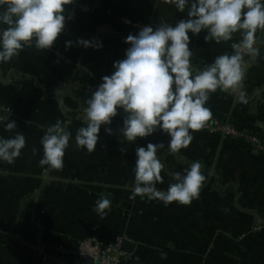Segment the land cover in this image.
Returning a JSON list of instances; mask_svg holds the SVG:
<instances>
[{
    "label": "crops",
    "instance_id": "0c3cea01",
    "mask_svg": "<svg viewBox=\"0 0 264 264\" xmlns=\"http://www.w3.org/2000/svg\"><path fill=\"white\" fill-rule=\"evenodd\" d=\"M85 1L125 10L131 19L151 24L153 28L161 23L174 26L188 18L187 10L179 12L167 0ZM66 8L67 5L65 11ZM99 14L97 10L73 22L66 18L65 30L61 34L74 45L69 49L71 65H64L59 60L57 62L56 58L44 55L41 50L25 47L19 56L0 63L1 114L8 115L10 110L11 120L17 125V128L9 131L0 124V136L11 138L20 132L26 138V146L14 163L0 161V264H55L58 248L70 250L84 239L106 241L114 237L110 233L115 230L114 223L118 222V218H103L96 211L77 210L83 205L81 199L88 196V192L95 191L92 196L96 203L97 192L103 189L100 186L88 188L83 184L91 181V174L102 171L97 159H103L105 139L100 137L96 150L87 154L86 149L77 147V130L73 128L86 126V100L102 83V77L114 72V62L124 59L130 47V44L125 43L126 38L108 28ZM206 35L204 30L198 35L189 32V47L193 51L190 59L195 69L212 63L217 56L233 54L231 45L240 40L239 33H236L232 40L218 44L214 40L206 42ZM78 39L93 41L94 45L101 43L102 47L85 48L76 43ZM256 47L260 49V54L249 60L245 58L247 69L242 90L246 94L247 103L243 105L246 109L256 105L253 109L264 114V30L256 33ZM99 70H102L101 73ZM221 93L224 91L219 89L210 93L205 106L209 108L211 96H220ZM57 120L64 122L72 134L61 170L41 167L39 164L44 155L41 138L46 127L55 124ZM115 122L114 117L110 126L115 125ZM261 123L262 128L259 129L264 136V117ZM106 138L107 142L112 143L115 135L112 133ZM216 141L210 139L208 148L202 154L196 152L193 156L184 155L189 164L198 159L205 176L199 198L193 199L190 211L187 210L188 205L175 202L179 213L188 212L192 220H195L196 228L192 222L191 240L188 239V243H174L172 235L164 226L165 222L160 230H156V221H147L149 223L144 227H138V232L127 230L120 233L135 243L129 252L132 264H264V228L248 234L251 218L264 219V159L256 158L246 148L232 143L215 151ZM133 171L135 173V168ZM217 175L222 180L219 187L222 186L221 190L224 191L222 195L212 191L214 185H211V181ZM235 187L241 191L244 200L237 206L238 212L233 214L234 218L236 215L241 218L238 226L240 231L235 230L238 231L236 235L241 237L238 250L231 247L230 241H225L226 236L217 237L228 244L227 248H222L216 244L215 235L216 216L231 218L227 194L230 188L234 190ZM219 203L222 206L217 209ZM166 207L169 208L168 212L172 211L171 203ZM186 233L183 231L182 234ZM157 237L160 238L158 243ZM173 243L176 244L175 251L168 248ZM139 244H144L143 252L139 250ZM253 245L255 248L251 249ZM227 256H231L234 262L226 259Z\"/></svg>",
    "mask_w": 264,
    "mask_h": 264
},
{
    "label": "clouds",
    "instance_id": "9594fccd",
    "mask_svg": "<svg viewBox=\"0 0 264 264\" xmlns=\"http://www.w3.org/2000/svg\"><path fill=\"white\" fill-rule=\"evenodd\" d=\"M75 0H0V63L19 56L28 44L37 50L51 48L65 30V6ZM179 12L187 10V19L174 26L161 23L155 28L144 26L136 34L128 35L125 43L130 47L125 58L114 62V72L102 77V83L86 100V126L75 135L77 147L89 153L96 150L102 125H110L118 109L126 113L121 137L128 142L152 135L157 129L170 137L168 148L178 153L187 148L194 139L190 130L197 131L212 117L206 107L210 93L217 89L238 93V100L247 103L242 90L247 69L245 56L252 58L260 54L256 47V33L264 30V0H167ZM6 26V27H4ZM207 32L205 41L227 42L239 33L238 43L231 45L233 54L217 56L201 69L191 63L193 51L189 45V32L198 35ZM77 44L85 48L102 47L101 43L78 39ZM72 41L66 42L71 47ZM7 122L5 123V119ZM0 124L5 130L17 128L8 115L0 114ZM105 131L111 135L112 129ZM72 134L64 122L57 120L49 125L41 138L44 155L41 167L61 170L64 167L65 151ZM26 146L25 136L17 132L14 137L0 136V161L14 163ZM165 147L163 143H148L137 147L135 181L130 198L136 196L147 200H159L166 206L172 202L189 205L198 199L205 181L202 164L194 161L184 174L171 173L175 183L166 191L157 188L162 183L161 172L165 165L157 155ZM33 153H36L35 148ZM47 171V168H46ZM111 201L101 196L94 211L105 215ZM163 255V254H162Z\"/></svg>",
    "mask_w": 264,
    "mask_h": 264
},
{
    "label": "rangeland",
    "instance_id": "374dc122",
    "mask_svg": "<svg viewBox=\"0 0 264 264\" xmlns=\"http://www.w3.org/2000/svg\"><path fill=\"white\" fill-rule=\"evenodd\" d=\"M71 5H77L82 7H87L88 12L82 14L81 12L75 13L74 17L68 19V21H76L77 19L81 20L94 14L97 10L101 14L111 15L113 14L112 8L110 6H102V3H95L90 4L85 0H75L74 3L67 5L66 11H68ZM119 12L120 18H126L128 14L125 10H117ZM99 16V15H98ZM128 18V17H127ZM126 18V19H127ZM131 23H138L141 22L136 18L128 19ZM143 23V21H142ZM144 25H150L143 23ZM107 25V22H106ZM108 28L110 26L107 25ZM111 29V28H110ZM135 32V31H134ZM129 34V33H128ZM136 34V33H134ZM26 48V46H25ZM30 48V47H28ZM246 59H251L252 57H245ZM71 62L67 65L72 64ZM102 70H99L101 73ZM221 94H226L221 96ZM220 96H211L212 103H209V108L212 112V115L215 113L221 114L223 117L226 118L225 123H220L217 120L213 119L210 122H206L205 126L201 130L192 131L190 130L191 134L193 135L194 139L189 144L187 148H182L178 153H172L168 148V143L170 141V137L167 133L163 132L162 130L157 129L155 133L148 137L144 138H137L134 142H128L126 139L121 137L120 130L123 127L124 119L126 117V113L122 109L118 112L116 118L117 123L115 125H102L99 133V138L102 137L105 139L103 145V159L98 158V167H102L101 173L98 174H91V181H88L86 184L84 183L83 186L89 187H101L103 188L100 192L98 190V199L103 195L107 196L111 201L110 210H105V215L103 218H118V222L114 223L115 230L108 231L112 232L114 237L111 240L122 238L123 241H127L135 245L134 242L126 238L122 232H126L127 230L132 231V233L138 232V227L142 228L147 221L155 220L156 223V230H160L161 225H163L169 231V233L173 237L174 243L177 241H185L188 243L191 240V231H192V222L194 223L195 227V220L193 221L191 218L190 213L185 212L184 214L179 213L180 211L176 210L175 202H172V211L168 212V209L162 201L159 200H152L149 201L147 198H141L140 196H136L135 199L130 198L132 195L134 181H135V173L134 168L137 156H136V148L137 147H146L148 143L153 144H160L163 143L165 147L162 150H158L157 155L159 156L161 162L165 165V168L161 172L162 176V183H158L156 186L159 190L166 191L171 183H175L172 179L171 173L179 172L181 174L185 173V170L190 167L189 162L186 161L184 155L187 154L189 156H193V153L202 154L203 151H206L208 148V142L210 139L217 140L218 142L215 146V151L218 149L225 147L227 143H232L235 146H240L246 148L249 153H251L256 158L264 159V142L261 140L262 138L257 137L253 132L255 130H260L259 128L262 126L261 120L264 117L263 112L253 109L256 105H252L253 108L246 107L243 103L239 102L238 94L232 93L231 91H224L221 93ZM255 98V97H254ZM257 101L255 100L254 103ZM252 102V104H254ZM256 108V107H255ZM216 110V111H215ZM236 119L240 120L243 123L242 130H237L232 124L228 122L229 119ZM110 127L112 129V133H114L115 138L111 142H107L106 136L109 135L105 128ZM262 128V127H261ZM74 130H78L79 128H73ZM249 130V131H247ZM230 138L236 140L235 142H231ZM99 146V145H98ZM99 148V147H98ZM89 153L88 151L86 152ZM86 156L83 155L82 159ZM201 156V155H200ZM198 161V159L196 160ZM87 163V162H86ZM89 163V162H88ZM101 163V165H100ZM130 164V165H129ZM95 167V166H94ZM133 169V170H132ZM94 171V170H92ZM131 173L128 175V173ZM116 173V175H115ZM90 180V179H89ZM205 182V181H204ZM230 188L229 194H227L228 198V205L231 206V218L225 217L220 218L218 215L215 218V235H216V244L218 243L219 246L222 248L228 247L223 240H218L217 237H224L226 236L225 241H230L231 247L235 250H238L240 247L241 237L236 234L240 231L238 227L240 225L241 218L236 215L234 218L233 214L238 212L237 206L243 200L241 195V191L237 189ZM233 191L235 194L233 195ZM231 193V194H230ZM95 194V191L88 192V196H84L82 199L78 197V199L82 200V206L77 208L78 211L85 210L87 211H94L95 207V197L92 196ZM250 201V200H248ZM187 206V205H185ZM222 203L217 205V209L221 208ZM187 210L190 211L191 206L190 204L187 206ZM180 210V209H179ZM186 211V210H185ZM83 213V212H81ZM88 213V212H87ZM169 215V218H168ZM166 219L168 223H166ZM252 220L248 224V234L250 232H255L258 230H262L264 228V219L261 218H251ZM257 219L259 221H257ZM256 221L258 223H256ZM167 226V227H166ZM259 226V227H258ZM196 228V227H195ZM194 228V229H195ZM193 229V230H194ZM238 230L235 232V230ZM142 230V229H141ZM165 230V229H164ZM115 231V232H114ZM183 231H187L186 234H182ZM156 243L159 242L160 238L157 237ZM189 239V240H188ZM90 238L84 239L82 241H89ZM106 240L102 242H109L111 241ZM97 241V240H93ZM100 241V240H98ZM168 245L170 250L175 251L176 244ZM144 244H139L138 248L141 252L144 251ZM219 246L216 245V249L219 250ZM254 249L255 246L253 245L251 249ZM61 248H58L59 251ZM255 251V250H254ZM228 257V256H227ZM231 257V256H230ZM230 257L226 258L231 260L230 262H234V259ZM174 258V257H173ZM237 259V257L235 258Z\"/></svg>",
    "mask_w": 264,
    "mask_h": 264
},
{
    "label": "built area",
    "instance_id": "2783aa9c",
    "mask_svg": "<svg viewBox=\"0 0 264 264\" xmlns=\"http://www.w3.org/2000/svg\"><path fill=\"white\" fill-rule=\"evenodd\" d=\"M81 12L85 14L88 12L87 7L71 5L67 11L68 19L74 17L75 13ZM128 17V18H127ZM126 18L118 17L121 24L126 27L133 28L139 31L144 26L142 22L131 23L130 16ZM256 46V45H255ZM26 47H34V44H28ZM45 51L52 53L59 61L67 65L71 60L62 52L53 50L52 48ZM234 51V50H233ZM249 57V56H245ZM1 114V108H0ZM122 238H117L109 242L102 241H82L74 249L61 248L55 258V264H132V256L129 252L122 250Z\"/></svg>",
    "mask_w": 264,
    "mask_h": 264
},
{
    "label": "trees",
    "instance_id": "16d2710c",
    "mask_svg": "<svg viewBox=\"0 0 264 264\" xmlns=\"http://www.w3.org/2000/svg\"><path fill=\"white\" fill-rule=\"evenodd\" d=\"M112 10H113V14L107 15V14H101L100 13L99 14V17L102 18L104 21H106L107 22V25H109L110 28L112 30H114L119 36H122L124 38H127L128 35H130V34L134 35V33H137L138 32L137 30H135L133 28L126 27L125 25L121 24L119 22V20H118L119 12L117 10L113 9V8H112ZM65 16L67 18V11H65ZM67 41H70V40L64 34H60V36L57 38V41L55 42V44L51 48L53 50H58V51L64 53L69 59H71L70 54H69V49H71L72 47H74V45H73V42H72V46L71 47H66V42ZM26 48H28V47H26ZM28 49L31 50V49H36V48L30 47ZM42 53L44 55H47V56L56 58L52 53H49V52H47L45 50H43ZM57 60L58 59L56 58V61ZM46 86L48 87V85H46ZM213 119L217 120L220 123H225L226 122L225 121L226 118L223 117L221 114H218V113L213 114L212 117L210 118V120L207 121V122H210ZM228 122L230 124H232L237 130H242V127H243L242 121L231 118V119L228 120ZM247 131H249V130H247ZM253 133L257 137L262 138L261 140L264 142V136H263V133L260 130H255ZM230 141L231 142H233V141L235 142L236 140H233V139L230 138ZM211 185H214V190H212V191H215V193L217 195H222L224 193V191L221 190L222 189V186H221V188H219L220 185H222V180H221V178H220L219 175H217L215 179H212ZM226 191L228 192V190H226Z\"/></svg>",
    "mask_w": 264,
    "mask_h": 264
},
{
    "label": "water",
    "instance_id": "95a60500",
    "mask_svg": "<svg viewBox=\"0 0 264 264\" xmlns=\"http://www.w3.org/2000/svg\"><path fill=\"white\" fill-rule=\"evenodd\" d=\"M134 247V245L132 243H129L127 241H123L122 243V250L126 251V252H131L132 248Z\"/></svg>",
    "mask_w": 264,
    "mask_h": 264
}]
</instances>
